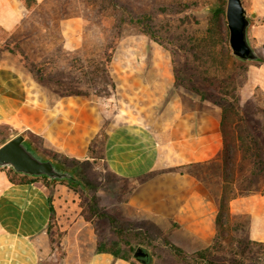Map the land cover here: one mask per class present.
<instances>
[{
    "label": "rangeland",
    "instance_id": "rangeland-1",
    "mask_svg": "<svg viewBox=\"0 0 264 264\" xmlns=\"http://www.w3.org/2000/svg\"><path fill=\"white\" fill-rule=\"evenodd\" d=\"M45 8L46 13L35 15L27 24L59 16L62 51H56L44 31L43 37L25 46L28 54L44 50L38 62L46 58L55 62L51 82L68 78L66 60H97L110 37L118 36L108 68L111 81L101 75L94 83L81 82V88L89 91L87 97L59 98L50 92L55 87L44 89L34 81L28 69L32 60L21 61L8 52L0 55V146L24 134L45 158L55 152L76 159L66 167L75 182L59 181L47 188L38 181L29 192L9 186L8 169L0 172V264H264V246L259 245L264 243L248 238L246 217L231 216L223 229L215 224V235L204 243L171 220L153 221L124 205L137 185L175 169L208 187L218 207L221 164L159 166L127 179L116 175L106 160L108 138L111 135L117 143L124 135L123 125H148L162 137L182 111L216 109L221 113L237 102L242 113L234 123L236 157L229 183L237 195L264 191V93L257 91L246 100L241 93L248 66L259 64L232 57L225 15L222 38L207 35L213 11L223 8L225 13L226 0H49ZM130 18L137 22L130 23ZM255 52L264 59V52ZM59 101L62 107L54 110ZM54 112L59 146H79L81 137L85 145L91 138L83 159L38 133L52 123ZM116 153L114 147L112 155ZM79 182L87 187L86 193ZM48 195L56 222L51 235L44 202ZM101 214L116 220L125 230L122 236ZM165 242L181 249L184 257H177ZM98 244L116 254L97 253ZM130 248L143 249L148 261L134 258ZM122 254L128 261L117 257Z\"/></svg>",
    "mask_w": 264,
    "mask_h": 264
},
{
    "label": "crops",
    "instance_id": "crops-1",
    "mask_svg": "<svg viewBox=\"0 0 264 264\" xmlns=\"http://www.w3.org/2000/svg\"><path fill=\"white\" fill-rule=\"evenodd\" d=\"M36 1L40 4L44 0ZM241 1L250 21L248 41L254 51L264 52V22H260L264 20V0ZM28 14L29 11L20 0H0V27L5 31H14ZM257 91L264 93V64L248 66L246 81L241 89L244 94L242 97L245 100L251 99ZM62 103L57 102L54 110L55 107H62ZM56 116L57 113L54 112L52 123L38 130V133L64 152L82 159L86 157L91 138L83 145L84 138L81 137L82 144L79 146L62 147L55 142ZM220 121L221 113L216 109H189L180 112L174 123L163 131L162 137L157 136L155 130L148 125H123L124 135L117 143L113 142L111 135L108 138V166L116 175L127 179L155 171L159 166L181 168L205 165L212 161L222 166ZM114 147L117 153L113 156ZM174 170L159 173L137 185L129 193L124 205L134 214L143 213L153 221L171 220L191 237L207 243L216 233L217 203L208 187L189 174ZM32 185L34 183H10L9 186L29 192ZM219 188L221 189V181ZM44 202L47 203L46 198ZM228 206L230 217L247 218L248 238L264 243V191L248 195L236 194Z\"/></svg>",
    "mask_w": 264,
    "mask_h": 264
},
{
    "label": "trees",
    "instance_id": "trees-1",
    "mask_svg": "<svg viewBox=\"0 0 264 264\" xmlns=\"http://www.w3.org/2000/svg\"><path fill=\"white\" fill-rule=\"evenodd\" d=\"M21 3L24 5L27 11H29V16L24 19L21 24L12 32L5 31L0 27V55L3 52H8L20 58L21 61L23 59L32 60V64L28 65V69L32 75L34 81L42 88L49 89L50 86L55 87V89H50L52 94H55L57 97H70V96H80V97H87L89 95V91L87 89L81 88V82L86 83V81L90 82V80L94 83L96 82L97 78L102 75L107 79V82L111 81L109 77V64L112 60L114 48L118 39V36L110 37L108 41V46L102 52L101 56L97 60H86L82 62L78 57H72L69 60H66L67 70L69 74L67 75V79L53 78L54 72L56 71L57 65L54 61L50 59H44L43 61H37L38 56L44 53L42 52H34L32 54L27 53V45L29 42H33L35 37L39 39L43 37L41 31H44L45 34H49L50 41H52V45L55 47L56 51H62V36L59 32L60 26L59 21L60 17H53V18H40V22H36L35 24H27L29 23L30 19H33L35 15L42 16L46 13L45 6L49 2V0H44L40 4L37 3L36 0H20ZM224 9L218 8L213 11L211 19H210V28L207 30V35L209 38H217L218 40L222 38V28L224 25ZM130 23H135L137 20L134 18L129 19ZM260 22H264V20H260ZM45 36V35H44ZM227 32L224 33V38H226ZM207 37V36H206ZM41 44V41H37ZM26 45V46H25ZM68 54V53H67ZM69 55V54H68ZM239 62H244L232 56ZM258 64H264V59L259 57L258 61H255ZM77 74V77L74 76ZM108 85H112L108 83ZM202 97V96H200ZM242 113L241 107L236 103H234L230 108H222L221 110V121H220V130L222 136V181H221V196L219 198L218 204V211L216 214V225L218 229L225 228L226 225L229 223L230 215H229V201L236 196L235 190L232 187L231 182L233 180V168L235 165V157H236V136L234 130V123L235 121L240 119V114ZM29 135L32 136L31 133ZM27 143L33 148L38 154H41L34 144L33 140L30 138H26ZM44 158L46 157L45 155ZM50 160L54 162V164L60 170H66L68 162H74L76 159L67 156H60L58 153L52 152ZM75 167H72L74 169ZM6 175L8 181L15 185L21 184H32L38 181H41L45 187L49 188L52 184L58 183L57 181H49L45 177L42 178H35V177H27L20 174H16L11 170L6 171ZM233 183V182H232ZM72 184V183H71ZM79 188L82 189L84 193L88 191L87 187L79 182ZM47 205L49 210V218L47 222V233L51 235L53 229L56 227L55 222V209L52 204L51 196H47ZM92 213L94 214L96 210L95 206L92 207ZM102 218L107 219L111 228L117 233L118 236H122L123 228L118 226L116 220L109 215L101 214ZM87 221L92 222V217L90 215H85ZM167 246L170 247L171 251L177 257H184V254L181 249L174 246L169 242H165ZM264 246V244H259ZM131 252L134 250L132 248ZM97 253H110L111 255H115L116 252H109L106 249L98 244L97 245ZM200 257L203 258V254H198ZM121 260L128 261V256L122 254L121 256H117Z\"/></svg>",
    "mask_w": 264,
    "mask_h": 264
},
{
    "label": "water",
    "instance_id": "water-1",
    "mask_svg": "<svg viewBox=\"0 0 264 264\" xmlns=\"http://www.w3.org/2000/svg\"><path fill=\"white\" fill-rule=\"evenodd\" d=\"M225 19L232 56L245 62L258 61L259 56L248 41L250 21L241 0H226ZM5 169L27 177H45L49 181H66L69 184L76 181L72 172L60 170L52 160L31 148L24 134H18L0 146V170ZM133 256L138 260L148 258L141 248Z\"/></svg>",
    "mask_w": 264,
    "mask_h": 264
},
{
    "label": "flooded vegetation",
    "instance_id": "flooded-vegetation-1",
    "mask_svg": "<svg viewBox=\"0 0 264 264\" xmlns=\"http://www.w3.org/2000/svg\"><path fill=\"white\" fill-rule=\"evenodd\" d=\"M134 253H135V251H134ZM147 253V252H146ZM148 254V253H147ZM148 259H149V255H148V258H146V259H140V260H142L144 263L145 262H147L148 261Z\"/></svg>",
    "mask_w": 264,
    "mask_h": 264
}]
</instances>
